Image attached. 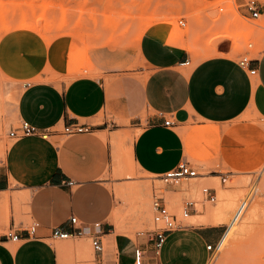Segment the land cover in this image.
Wrapping results in <instances>:
<instances>
[{
	"label": "crops",
	"instance_id": "obj_1",
	"mask_svg": "<svg viewBox=\"0 0 264 264\" xmlns=\"http://www.w3.org/2000/svg\"><path fill=\"white\" fill-rule=\"evenodd\" d=\"M13 36H24V43L0 55L1 75L10 57L42 64L30 77L22 79L13 74L8 79L9 89H18V125L26 121L57 132L48 140L36 136L13 140L0 159V194L14 186L20 187V192H30L29 211L39 223L34 238H27L24 230L18 231L22 237L18 243L0 238V264H80L74 259L88 252L90 236L98 233H102L108 248L101 255L94 253L97 264H135L138 248L144 251L142 264H208L212 254L207 247L217 243L225 225L177 229L167 235L159 254L155 253L149 230L136 232L134 237L123 233L135 231L143 218L135 213L128 221L117 222V211L125 204L118 200L116 191L127 185L120 182L113 190L108 171L113 160L117 161L118 145L126 136L112 138L108 134L128 127L132 132L139 130L133 142L132 135L125 138V146L133 148L135 169L146 176L164 175L189 162L188 158L209 161L222 156L225 149L233 148L229 143L239 135L224 130L226 125L246 114L264 119V51L253 59L254 75L243 69L238 59L224 55L206 58L191 67L185 51L170 47L151 32L138 43L142 67L132 73L133 77L110 85L100 76L58 84L43 76L48 65L57 69L50 53L39 43L28 42L33 40L30 34L16 33L7 38ZM37 76L42 80L35 81ZM102 114L112 120L97 124ZM169 120L174 126H165ZM191 121L195 124L184 130ZM75 123L91 126L92 130L63 135L64 129ZM14 128L11 124V130ZM144 186L143 195L148 197ZM8 205L7 198L0 200L6 216ZM72 216L88 228L87 235L51 239L54 228L72 230ZM96 223L100 228L93 227ZM119 224L122 232H118Z\"/></svg>",
	"mask_w": 264,
	"mask_h": 264
},
{
	"label": "rangeland",
	"instance_id": "obj_2",
	"mask_svg": "<svg viewBox=\"0 0 264 264\" xmlns=\"http://www.w3.org/2000/svg\"><path fill=\"white\" fill-rule=\"evenodd\" d=\"M248 1L250 0H0V42L3 40L4 43L0 47V55L8 49H17L18 43H24L21 38L24 36H13V39H8V36L16 33L30 34L33 40L27 41L42 45V49L47 54L50 53L49 58L57 68L47 66L43 71L46 81L60 84L80 77L100 76L108 85L133 77L132 73L142 67L137 49L145 33L155 32L167 45L185 51L191 59V67L215 55L233 59L248 56L254 59L264 51V0H255L261 9L259 19L251 18L246 7ZM114 3L115 7L112 6ZM112 8L113 11L116 9V12H123L120 15L122 24L115 31L103 26L104 15H111ZM92 9L101 10L99 28H95L89 19ZM129 11H132V18L124 17ZM81 16L86 22L89 21L88 25L84 20L86 30L78 28ZM65 19L68 21L66 26ZM181 20L186 22L185 27L180 26ZM85 56L86 59H82ZM5 66L3 74H0V159L5 157L6 150L13 142L8 136L11 124L14 127L18 125L15 118L18 89H9L8 79L13 74H19L22 79L30 77L42 64L38 61L26 63L22 57H10ZM140 79H143L142 75ZM34 80L41 81L42 78L37 76ZM111 120L110 115L102 114L96 123L104 125ZM115 122L124 124L119 120ZM194 124L191 121L184 130ZM128 128L108 135L112 138L132 135L131 140L134 141L139 130L132 132ZM110 129L113 128L110 126ZM224 130L239 134L229 143L233 148L225 149L222 156L218 155L209 161L188 158L199 176L196 180L184 179L177 187H167L152 176L140 174L135 169V161L133 162V148H126L125 138L122 140L117 148V161L113 160L108 171V180L113 190H116L120 182L127 185L124 188L118 187L116 191L118 200L125 204L117 211V222L122 224L135 213L143 218V223L135 231L130 229L123 231L124 234L134 237L136 232L154 229L151 204L156 193L165 197L171 212L184 225L193 226L189 218H183L185 204H196L197 212L192 211L190 216L202 215L209 207L216 205L218 198L215 203L205 201L202 189L214 188V180L210 177L218 175L221 187L241 191L243 197L250 192L254 196L240 221L232 227V231L230 229L225 234L221 250L211 256L208 264H264V119L256 114H246L226 125ZM222 174L227 179L226 183L221 182ZM242 180L245 182L238 186L236 181ZM144 185L147 186L148 197L135 194ZM192 186L198 188L201 198L191 193ZM19 189L20 187L14 186L10 191L0 194V200L5 197L9 203L8 216L0 206V238L12 227L19 231L36 223L29 211L30 192H20ZM256 204L258 207L263 206L261 215L255 220L257 222L250 223V231L245 236H239L235 231L238 232L243 217ZM232 213L233 211L227 222ZM120 224L118 232H122ZM104 243L106 252L108 246L105 240ZM74 260L80 264H97L90 241L88 252Z\"/></svg>",
	"mask_w": 264,
	"mask_h": 264
},
{
	"label": "built area",
	"instance_id": "obj_3",
	"mask_svg": "<svg viewBox=\"0 0 264 264\" xmlns=\"http://www.w3.org/2000/svg\"><path fill=\"white\" fill-rule=\"evenodd\" d=\"M246 7L250 11L252 19H259V17L261 16V9L255 0L248 1ZM179 24L181 27L186 26V22H184L183 20H181ZM252 62L253 59L249 58L248 56H242L240 57V59H238V63L240 64V66L243 69L248 70L250 74L254 75L256 71L255 69L251 68ZM164 124L167 127L174 126V123L170 120L165 121ZM91 130V126L75 123L67 126L63 131V135L72 136L79 133H88L91 132ZM56 132L57 130L40 129L26 121H21L17 127L9 132L8 136L12 140L34 136L48 140L52 138ZM198 176L199 173L195 168L192 167L189 162H182L178 165L177 168L167 172L164 175L156 176L154 178L158 181H162L167 187H177L181 185L184 179L197 178ZM220 178L222 183H226L227 179L223 174L220 176ZM68 185H73V182H68ZM202 195L205 201L209 203L216 202V189L211 187H204L202 189ZM253 196V192H250L247 196L240 200L237 208L231 214L229 222L225 224L224 231L220 239L215 245H209L207 247L208 251H210L212 255L221 250L225 234L240 221L241 217L244 215L245 211L252 202ZM151 208L153 212L154 229H151L148 232L151 233L155 253L159 254L163 244L167 239V235L177 229L186 227V225L182 223V220H180L176 214L171 212L165 197L161 195V193H156L153 195ZM192 211L197 212L195 202H187L183 211V218H188L191 215ZM69 222L73 227L71 231H63L61 228H54L51 231L50 238L53 240H69L80 239L87 235L88 228L85 227L76 216H72ZM93 227L98 229L100 228V224L96 223L93 225ZM38 228L39 223H34L30 228L25 229L24 231L27 234V238H34L37 235ZM101 234L102 233H98V235L96 236H90L93 252L98 255H101L105 252V243L104 239L100 236ZM3 237L14 243H18L22 240V237L20 236L18 231L14 230L13 228H10ZM143 256L144 251L141 248L136 249L135 264H142Z\"/></svg>",
	"mask_w": 264,
	"mask_h": 264
},
{
	"label": "bare ground",
	"instance_id": "obj_4",
	"mask_svg": "<svg viewBox=\"0 0 264 264\" xmlns=\"http://www.w3.org/2000/svg\"><path fill=\"white\" fill-rule=\"evenodd\" d=\"M90 1V0H89ZM115 4L114 5L112 4L113 7H115ZM102 8V7H101ZM107 9H108V6H107ZM114 8H112V11H111V15L109 16H105L104 15V24L103 26H105L106 28H108L110 31H115L117 30L121 24H122V20H121V16L123 14V12L120 13V11L116 12V9L113 11ZM132 12V11H131ZM129 11V14L127 12V15L124 17H128L130 18L132 16V13ZM81 13V12H80ZM90 13V18L91 19L90 21H92V24L93 26H95V28H97L100 24V21H99V18H100V14L101 13V10L100 9H95L93 10L92 9V12H89ZM92 13V14H91ZM104 14H106L105 11H103ZM72 14V13H71ZM82 14H84V12H82ZM99 14V15H98ZM83 16V15H82ZM81 16V18H82ZM68 17V15H67ZM43 18V17H42ZM80 18V19H81ZM127 18V19H128ZM132 18V17H131ZM123 19V18H122ZM84 18H82L79 22H78V28L80 30H82L83 28L85 29L86 24V20L84 22ZM67 20L65 19L64 20V23L66 22ZM42 23V22H41ZM88 25H89V21L86 22ZM27 25L29 23H26ZM26 24H23L24 27L27 28V25ZM68 24V21L64 24L65 26ZM26 25V26H25ZM99 28V27H98ZM28 29V28H27ZM88 29V28H87ZM86 30V29H85ZM78 33V32H77ZM170 46V45H169ZM171 47V46H170ZM84 57V56H83ZM82 59H86V56L85 58H82ZM104 137V136H103ZM132 137V136H131ZM126 138V137H125ZM133 142V141H132ZM132 146V145H131ZM128 148H131V147H128ZM120 155V154H119ZM133 160V159H132ZM134 162V160H133ZM135 164H133L134 166ZM132 166V167H133ZM193 180H196L197 178H192ZM210 179L214 182L213 183V186L214 188L217 190V198H218V202L216 203V205H214L212 208L209 207L210 209H208L204 214L200 215H192L190 217H188L191 221V224L193 222L194 225H212V226H221V225H224V224H227V220L230 216V213L232 211H234L240 200L242 199L243 197V193L240 191H235L232 189V190H227L223 187L220 186V181H219V176H211ZM157 180V179H156ZM239 186V184L241 185V183H244L245 181L242 180V181H236ZM234 184V183H233ZM236 185V184H235ZM131 187V186H130ZM145 187V186H144ZM147 187V186H146ZM235 187V186H234ZM134 188V186H133ZM132 188V189H133ZM131 190V189H130ZM146 190V189H145ZM126 192L128 190H125ZM124 191V192H125ZM132 191V190H131ZM190 191L191 193L198 197V198H201L200 194H199V190L196 186H192L190 188ZM133 192V191H132ZM144 192V191H143ZM142 192V188H139L138 191L135 192V194H139L140 197H144V193ZM123 193V192H122ZM130 193V192H129ZM124 194V193H123ZM125 195V194H124ZM146 195V194H145ZM147 196V195H146ZM129 197V195H128ZM133 197V196H132ZM130 198V197H129ZM244 198V197H243ZM256 198V197H255ZM261 198V197H260ZM264 198V197H263ZM140 201V200H139ZM255 202V200H254ZM140 203V202H139ZM201 206V205H199ZM262 207L263 206H260L258 207V205H254L246 214L245 216L243 217V221L238 229V232L235 231V233H238L239 236H245L249 231H250V228H251V225L250 223L253 222V224L257 221H255L258 217H259V214L260 212H262ZM207 208V207H206ZM261 215V214H260ZM261 217V216H260ZM227 222V223H226ZM252 224V225H253ZM232 231V228L231 230ZM234 233V234H235ZM238 234L236 236H238ZM229 235V234H228ZM236 240V239H235ZM234 241V240H233ZM230 242V241H229ZM255 259V257H254Z\"/></svg>",
	"mask_w": 264,
	"mask_h": 264
}]
</instances>
